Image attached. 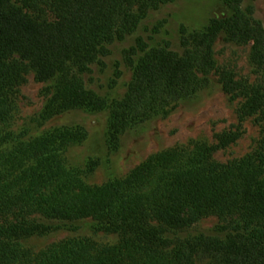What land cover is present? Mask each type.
<instances>
[{
  "label": "trees",
  "instance_id": "trees-1",
  "mask_svg": "<svg viewBox=\"0 0 264 264\" xmlns=\"http://www.w3.org/2000/svg\"><path fill=\"white\" fill-rule=\"evenodd\" d=\"M0 0V264H264V82L220 69L226 92L239 94V114H259L263 136L256 148L227 162L215 152L236 142L226 131L215 143L193 142L150 154L127 174L91 184L67 160L85 130L63 125L39 135L14 127L19 86L34 72L52 81L41 117L107 103L84 75L124 40L151 9L174 0ZM224 11L201 27L182 28L183 51L168 42L138 38L128 50L133 74L126 93L109 104L107 142L120 147L129 130L158 117L173 103L202 89L216 69L220 36L251 42V60L264 72V22L254 0H221ZM217 215L226 237L199 235L173 242L172 228ZM92 218L118 232L115 244L67 238L37 252L23 240L51 230L49 220Z\"/></svg>",
  "mask_w": 264,
  "mask_h": 264
},
{
  "label": "rangeland",
  "instance_id": "rangeland-1",
  "mask_svg": "<svg viewBox=\"0 0 264 264\" xmlns=\"http://www.w3.org/2000/svg\"><path fill=\"white\" fill-rule=\"evenodd\" d=\"M18 3L17 0H14ZM221 0H174L149 10L135 31L124 40H114L107 50L91 65L84 75L87 86L97 92L107 103L99 110L75 108L49 120L41 117L51 90L52 81H40L29 72L26 81L19 86L14 127L26 130L29 135H39L57 126H80L85 130L83 142L67 152L70 164L85 171V179L91 184H101L111 178L127 174L150 154L176 145L193 142L215 143L217 135L226 131L240 132L239 139L215 152L222 162L240 158L253 151L263 129L259 114L241 117L239 107L243 98L226 92L220 80V69H227L238 78L250 82H264V72L251 60L252 43L228 41L223 35L214 44L216 69L206 75V85L194 95L173 103L161 115L127 131L117 150L107 142L109 104L121 98L127 91L133 74V63L128 50L138 38L152 46L168 42L182 52V28L193 30L201 27L213 15L224 11ZM19 4V3H18ZM257 15L264 22V0H254ZM51 230L23 240L24 245L39 251L58 241L87 237L99 244H115L121 234L101 228L92 218L75 221L49 220ZM229 231L217 215H209L186 228H172L165 236L173 242L199 235L226 237ZM199 264H210L207 258H198Z\"/></svg>",
  "mask_w": 264,
  "mask_h": 264
}]
</instances>
